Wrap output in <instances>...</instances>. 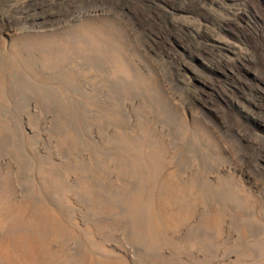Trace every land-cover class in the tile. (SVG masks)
I'll list each match as a JSON object with an SVG mask.
<instances>
[{"label": "rangeland", "instance_id": "374dc122", "mask_svg": "<svg viewBox=\"0 0 264 264\" xmlns=\"http://www.w3.org/2000/svg\"><path fill=\"white\" fill-rule=\"evenodd\" d=\"M263 28L264 0H0V264H264Z\"/></svg>", "mask_w": 264, "mask_h": 264}, {"label": "bare ground", "instance_id": "6f19581e", "mask_svg": "<svg viewBox=\"0 0 264 264\" xmlns=\"http://www.w3.org/2000/svg\"><path fill=\"white\" fill-rule=\"evenodd\" d=\"M256 47H257V50H259L258 51V53H260V55H262L263 53H264V28H263V30H262V32L260 33V35H259V39H258V41H257V43H256ZM256 73H258V77L259 76H263L264 77V69L263 68H257L256 69V71H255ZM242 80H244V81H249V80H247V79H245V78H242ZM253 83V82H252ZM257 87H260L258 84H255ZM254 85V86H255ZM261 88V87H260ZM263 90H264V88H263ZM150 160V159H149ZM3 217H5V221H8L6 224L9 226V228H10V213H7V215L6 214H4L3 215ZM5 239V238H4ZM2 241V240H1ZM12 241V240H11ZM3 246H0V251L2 250V251H7V253L8 254H10V233L8 234V236H7V238L5 239V241H3V244H2ZM13 246V245H12ZM6 253V257L7 258H10V255L8 256V254ZM5 260H7V259H5ZM8 261V260H7Z\"/></svg>", "mask_w": 264, "mask_h": 264}]
</instances>
